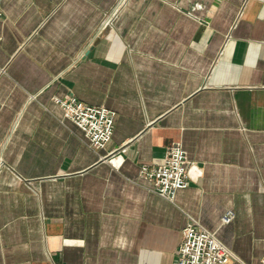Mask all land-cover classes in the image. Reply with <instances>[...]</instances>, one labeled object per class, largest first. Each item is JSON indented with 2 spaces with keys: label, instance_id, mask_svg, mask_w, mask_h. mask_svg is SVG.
I'll return each instance as SVG.
<instances>
[{
  "label": "crops",
  "instance_id": "crops-1",
  "mask_svg": "<svg viewBox=\"0 0 264 264\" xmlns=\"http://www.w3.org/2000/svg\"><path fill=\"white\" fill-rule=\"evenodd\" d=\"M1 7L0 264H174L190 220L233 252L227 264H259L264 0ZM65 94L115 112L104 147L63 115ZM174 142L195 168L168 200L139 168Z\"/></svg>",
  "mask_w": 264,
  "mask_h": 264
},
{
  "label": "built area",
  "instance_id": "built-area-1",
  "mask_svg": "<svg viewBox=\"0 0 264 264\" xmlns=\"http://www.w3.org/2000/svg\"><path fill=\"white\" fill-rule=\"evenodd\" d=\"M54 102L61 106L63 115L80 128L89 147L99 149L109 141L115 117L112 109L85 104L72 94L54 97ZM187 162L185 149L181 143L174 142L166 148L159 164H142L139 176L149 181L151 189L160 197L172 200L178 189L186 187L190 170L195 168L192 164L187 166ZM196 172L200 174L198 169ZM234 215L233 209H225L220 216V224L231 222ZM232 257L233 252L217 238L215 231L190 220L182 228L174 264H227ZM259 264H264V253Z\"/></svg>",
  "mask_w": 264,
  "mask_h": 264
},
{
  "label": "rangeland",
  "instance_id": "rangeland-1",
  "mask_svg": "<svg viewBox=\"0 0 264 264\" xmlns=\"http://www.w3.org/2000/svg\"><path fill=\"white\" fill-rule=\"evenodd\" d=\"M234 255V254H233ZM234 257H235V255H234Z\"/></svg>",
  "mask_w": 264,
  "mask_h": 264
}]
</instances>
